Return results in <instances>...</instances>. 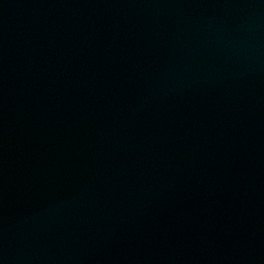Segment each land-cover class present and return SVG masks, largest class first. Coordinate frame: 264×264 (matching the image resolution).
Returning <instances> with one entry per match:
<instances>
[{
  "label": "water",
  "instance_id": "95a60500",
  "mask_svg": "<svg viewBox=\"0 0 264 264\" xmlns=\"http://www.w3.org/2000/svg\"><path fill=\"white\" fill-rule=\"evenodd\" d=\"M0 264H264V0H0Z\"/></svg>",
  "mask_w": 264,
  "mask_h": 264
}]
</instances>
